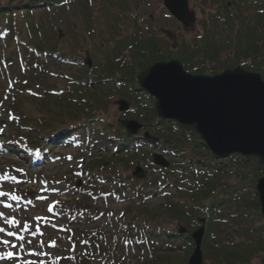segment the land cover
<instances>
[{
	"label": "trees",
	"instance_id": "trees-1",
	"mask_svg": "<svg viewBox=\"0 0 264 264\" xmlns=\"http://www.w3.org/2000/svg\"><path fill=\"white\" fill-rule=\"evenodd\" d=\"M76 1L88 9L90 0H0V42H8L10 65L16 64L22 75L38 74L42 79L52 74L51 61L67 66V70L57 74L65 78L64 87L45 88L41 93L30 89L28 78L22 77L21 81L12 78L0 100V110L5 112L4 118L0 116V145L6 150L13 147L27 160L41 157L54 144H66L74 138H80L89 153L112 147L114 171L103 172L104 161L81 168L86 180L78 188L79 195L58 201L55 210L82 213L77 206L89 201L93 185H117L116 198L122 194L121 201L131 202L118 216L120 230L134 246L150 252L141 264H187L185 257L178 258L173 252L192 253L194 243L190 233L199 226L198 218L202 217L206 226L201 242V264H264V217L259 212L254 189L255 182L264 175V167L253 156L232 154L225 158L230 161L231 169H225L214 162L222 157L211 155L194 131H184L174 120L157 118L154 98L138 87L136 75L155 62L181 58L176 52L160 48L152 32L147 41L136 33L133 39L119 43V53L132 48V52L127 51L137 57L132 66L123 57H116L107 63L104 71H99L97 65L88 66L71 52L60 51L44 27L52 24L55 7L64 9ZM229 1V6H223L227 34L222 44L217 43L214 24L202 38L205 46L185 47L187 52L183 54L187 56L186 64L199 58L197 51L213 55L220 49H229L231 55L210 66L200 64L198 71L191 63L184 67L192 73L206 70L207 74L214 75L240 66L259 72L264 78V0ZM120 69L122 73H114ZM114 93L127 98L131 107L125 115L140 122L143 129L150 131L161 126L152 134L159 142H150L140 135L129 136L119 127V131L114 128L107 117L99 116ZM142 144L161 148L172 158L179 155L180 160L166 169L149 161L153 170L161 173V179L137 180L124 171L135 160L133 151ZM228 174L236 177L234 183L225 181ZM155 183L157 189L148 191V185ZM167 186L172 189H165ZM159 196L163 201L158 207L142 206L146 198ZM137 201L141 205H136ZM82 234L69 256L45 257V264H123L119 260L117 239L109 244L100 231Z\"/></svg>",
	"mask_w": 264,
	"mask_h": 264
},
{
	"label": "rangeland",
	"instance_id": "rangeland-1",
	"mask_svg": "<svg viewBox=\"0 0 264 264\" xmlns=\"http://www.w3.org/2000/svg\"><path fill=\"white\" fill-rule=\"evenodd\" d=\"M187 1L189 9L193 10L195 16V23L192 26L190 20L188 21L189 26H186L188 23L181 25L177 23L179 22L177 19L176 22L173 18L166 16L167 11L163 5V0H90L87 3L88 9L81 6L77 1L70 3L64 9L55 7L54 14H51L53 15L50 21L52 24L48 23L44 29L48 33L47 36L56 43V47L60 51L64 49L74 54L75 58L97 65L99 71H101L100 69L104 71L108 66L107 63L115 61L116 57H123L131 66L136 64L137 57L127 54L132 52V48L122 49L119 53V43L124 39L131 37L133 39L136 33L137 36L147 41L144 37H149V32H152L153 37L157 40L155 43L160 48L175 53L177 49L194 46V44L197 45V48L205 46L198 36L203 35L202 37H204L205 31L212 29L216 24L215 38L217 43L222 44L221 42L227 34L222 19L225 15L223 6L230 1ZM193 39H195V43ZM7 44L6 41L0 42V100L4 96L5 90L8 89L12 78L15 77L16 80L20 81L22 77L28 78V86L37 93H41L45 88L64 87L65 78H61L57 74L67 70L66 65L57 60L51 61L49 65L52 74L47 75V78L44 79L38 74L30 77V74L22 75L16 64H9L10 48L6 50ZM147 45L150 44L147 43ZM152 45L155 44L152 43ZM197 52L199 58L196 59V62L198 65L202 64L204 66L213 65L215 62L220 63L231 55L229 49H220L219 52L213 55H204L203 51ZM189 63L191 62L187 64ZM114 73L119 74L122 71L120 69L118 73ZM119 98L126 97L114 93L108 107L101 110L99 116L107 117L114 128H117L118 131L120 128V131L125 132L118 120L124 117L131 118L125 115L131 106L129 103L127 110L119 111L116 103ZM4 115L5 112L0 110V116L4 118ZM157 128H161V126L152 128L150 131L145 130L153 134L154 131H157ZM112 153L113 149L110 146H107L106 150L94 149L89 153L82 145L81 139L74 138L73 141L66 144H54L51 150L41 157L36 156L33 160H27L23 158V155L17 153L13 147L6 150L0 145V177H7L0 179V191L8 193L7 196L0 197V212H3L5 217H14L20 221L19 234L32 242L31 247L33 250L47 254L44 257H30L26 253H22V259H36L39 261L45 257L69 256L75 250L74 243L82 238L83 232L96 230L105 236V241H108L109 244L114 243V240L117 239L121 263L141 264L142 261L148 259L149 250L134 246L120 230L118 216L121 211L131 205V202L129 200L121 201L122 194L119 195V198H116L117 185H93L90 189L89 201H86L85 205L79 203L77 206L79 211L83 210L82 213L76 212V214L66 211L60 213L55 210L58 201L72 199L79 195L78 188L86 180L85 174L80 170L81 168L91 166V163L97 166L104 161L103 168L105 169L98 168L99 171L102 169L103 172H113L114 168L111 165H113L115 158ZM153 153L163 155L164 159L169 162L167 168L174 161L180 160L179 157L172 158L170 154L165 155L161 148L142 144L133 151V156L128 154V156L134 157L135 160L129 161L130 164L126 167L124 173L130 175L133 167L140 165L147 171L143 180L146 178L150 180L153 177L161 179V173L154 171L148 164L149 161L151 162ZM214 162L223 165L225 169H231V163L228 159L216 158ZM227 173L229 172L227 171ZM235 179V176L228 174L225 181L234 183ZM156 189V183L147 187V190L151 192ZM165 189H172V187L167 186ZM13 195L20 197V199L15 201L10 199ZM38 197H44L45 199H38ZM162 201L163 197L161 196L146 198L142 206L156 208ZM4 203L11 205V208L5 209L3 207ZM48 204H54L51 212L47 211ZM136 205L141 204L137 201ZM36 216H42L46 219L35 220L34 217ZM163 216L164 219L168 220L165 213ZM25 222L29 225L27 231L22 229ZM198 223L200 225L199 221ZM169 226L172 227L171 224ZM205 226L206 220L204 231ZM0 227L5 228L6 231H17L11 225H6L3 219H0ZM37 228L40 229L39 232L36 231ZM0 238H7L12 243H17L15 237H5L2 233H0ZM50 241L56 242L54 248L47 246ZM4 250V246L0 245V251ZM7 250L11 251L13 249L9 248ZM173 255L188 259L191 254L186 255L184 251L179 250L173 252ZM0 264H15V261L0 260ZM256 264L259 263L256 262Z\"/></svg>",
	"mask_w": 264,
	"mask_h": 264
},
{
	"label": "water",
	"instance_id": "water-1",
	"mask_svg": "<svg viewBox=\"0 0 264 264\" xmlns=\"http://www.w3.org/2000/svg\"><path fill=\"white\" fill-rule=\"evenodd\" d=\"M163 5L178 21L187 23V0H163ZM137 79L139 87L155 99L158 118L175 120L185 131H195L215 156L232 153L253 156L264 167V79L258 72L238 66L212 76L192 75L184 71L178 60H169L145 68L137 74ZM116 103L119 111L128 109L126 99L119 98ZM118 122L128 135H135L142 128L135 119ZM142 136L158 141L147 131ZM151 157L155 165H169L162 154L153 153ZM145 174L139 165L132 171L139 179ZM255 191L264 216V175L257 180ZM198 221L199 227L190 234L194 249L187 264L202 263L205 218Z\"/></svg>",
	"mask_w": 264,
	"mask_h": 264
},
{
	"label": "snow or ice",
	"instance_id": "snow-or-ice-1",
	"mask_svg": "<svg viewBox=\"0 0 264 264\" xmlns=\"http://www.w3.org/2000/svg\"><path fill=\"white\" fill-rule=\"evenodd\" d=\"M71 159V157H69ZM2 178H7V177H0ZM14 179V178H13ZM8 193L0 191V197L7 196ZM10 199L12 200H19L20 197L18 196H11ZM38 199H45L44 197H38ZM31 203V201H29ZM3 207L5 209L11 208V205L4 203ZM54 207V204H48L47 205V211L51 212ZM0 219L4 220V223L6 225H11L13 228H16L17 231H6L5 228L0 227V233L4 234L5 237H15L17 243H12L9 239L7 238H0V245L4 246V251H0V260L3 261H15V264H45V261L43 259H40L37 261L36 259H22V253H26L27 256L30 257H44L47 254L43 252H38L32 249L31 244L32 242L30 240H27L23 235L19 234L20 230V221L16 220L14 217H5L3 212H0ZM35 220H45V217L42 216H36L34 217ZM29 228L28 223H24L22 225V229L24 231H27ZM37 232L40 231L39 228L36 229ZM35 235V233H33ZM50 248H54L56 246L55 241H50L47 245ZM13 249V250H7V249ZM59 259V257H57Z\"/></svg>",
	"mask_w": 264,
	"mask_h": 264
},
{
	"label": "flooded vegetation",
	"instance_id": "flooded-vegetation-1",
	"mask_svg": "<svg viewBox=\"0 0 264 264\" xmlns=\"http://www.w3.org/2000/svg\"><path fill=\"white\" fill-rule=\"evenodd\" d=\"M226 4H227V6H229V3H226ZM188 7H189V6H188ZM166 11H167V10H166ZM166 16L171 17V18H173V19L176 21V19H175L173 16H171V15L168 13V11H167V15H166ZM189 16H190V19H189V17H188L187 20H186L187 23H188V24L186 23L187 25H186V24H182V23L177 22V21H176V22L179 23V24H181V25L189 26L190 23H189L188 21L190 20V22H191V26H192V25H194V23H195V19H194L195 16H194V12H193V10H191V9H189ZM202 36H203V35H202ZM202 36H198V37L201 39V41H202V38H203ZM149 37H150V36H149ZM149 37H146V36H145L144 39H145V40H148ZM193 41H194V43L196 42L195 39H193ZM202 42H203V41H202ZM149 44H150V43H149ZM194 46H196V48H197V45H196V44H194ZM192 47H193V45H192ZM183 52H187V51H186L185 49H182V48H181V49H177V51H176V54H179V56H180L181 59L176 58V57H172V58H168L167 60H163V61H168V60H178V61L182 64L184 70L186 71L185 67H186L187 64L184 63L183 61H184V60H185V61L187 60V56L184 55ZM176 54H175V55H176ZM194 59H195V58L192 59V61H191V65H192V66L195 65L194 69H196V70L198 71L199 68H198L197 66H199V65L197 64L196 60H194ZM184 66H185V67H184ZM196 70H195V71H196ZM186 72H187V73H190V74H192V75H211V74H207V73H206V70H204L203 73H192V72H189V71H186ZM175 155H177V154H175ZM177 156L179 157V155H177Z\"/></svg>",
	"mask_w": 264,
	"mask_h": 264
},
{
	"label": "bare ground",
	"instance_id": "bare-ground-1",
	"mask_svg": "<svg viewBox=\"0 0 264 264\" xmlns=\"http://www.w3.org/2000/svg\"><path fill=\"white\" fill-rule=\"evenodd\" d=\"M155 113H156V112H155ZM156 116H157V115H156ZM157 118H158V117H157ZM158 119H160V120H164V119H161V118H158ZM166 120H167V119H166ZM196 134H197V133H196ZM197 135H198V134H197ZM198 137H199V136H198ZM199 142L201 143V145H205L204 141H203L202 138H200V137H199ZM215 157H217V156H215ZM151 163H152V162H151ZM152 164H153V163H152ZM139 166H140V165H139ZM198 227H199V226H198ZM198 227H197V228H198ZM197 228H196V229H197ZM196 229H195V230H196Z\"/></svg>",
	"mask_w": 264,
	"mask_h": 264
}]
</instances>
